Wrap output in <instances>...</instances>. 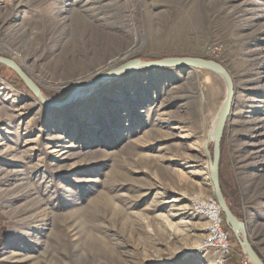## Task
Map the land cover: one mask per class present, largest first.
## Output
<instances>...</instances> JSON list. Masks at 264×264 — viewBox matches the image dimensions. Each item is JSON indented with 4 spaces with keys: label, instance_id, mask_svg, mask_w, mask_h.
<instances>
[{
    "label": "rangeland",
    "instance_id": "obj_1",
    "mask_svg": "<svg viewBox=\"0 0 264 264\" xmlns=\"http://www.w3.org/2000/svg\"><path fill=\"white\" fill-rule=\"evenodd\" d=\"M0 56L49 104L132 60L223 66L220 186L264 260V0H0ZM225 99L201 69H135L61 107L0 76L1 264H213L191 202L214 197Z\"/></svg>",
    "mask_w": 264,
    "mask_h": 264
},
{
    "label": "water",
    "instance_id": "obj_2",
    "mask_svg": "<svg viewBox=\"0 0 264 264\" xmlns=\"http://www.w3.org/2000/svg\"><path fill=\"white\" fill-rule=\"evenodd\" d=\"M0 65L7 67L12 70L18 78H20L27 89L37 97L46 106L61 107L71 103L75 97L78 95L81 89L86 87L96 85L104 82L105 80L114 77L118 74L129 72L139 68H160V69H171V68H184V69H201L208 71L219 76L226 86V99L221 106L219 111L217 121L215 123L213 131L208 135L209 139L213 140V157L210 163L209 176L213 185L214 198L216 199L221 212L224 216V221L227 226H229L232 233L235 235L240 247L242 248L244 254L247 256L250 264H264V262L259 258L257 253L254 251L252 246L249 244L245 235V225L240 222L237 217L232 212L229 204L227 203L224 194L220 186L219 177V165H220V143L226 126V122L231 110V103L233 99V83L230 75L225 70L223 66L219 63L206 60L201 58H166L159 61H149L143 62L141 60H132L125 64L118 66L117 68L111 69L103 76L98 79H92L79 87H77L65 101L59 104H49L42 97L39 88L35 83L29 78V76L23 71V69L13 60L0 56ZM239 234L242 235V239L239 238Z\"/></svg>",
    "mask_w": 264,
    "mask_h": 264
},
{
    "label": "built area",
    "instance_id": "obj_3",
    "mask_svg": "<svg viewBox=\"0 0 264 264\" xmlns=\"http://www.w3.org/2000/svg\"><path fill=\"white\" fill-rule=\"evenodd\" d=\"M191 205L193 213L206 221L205 235L198 244V251L209 254L213 264H228L232 249L216 199L194 196Z\"/></svg>",
    "mask_w": 264,
    "mask_h": 264
},
{
    "label": "trees",
    "instance_id": "obj_4",
    "mask_svg": "<svg viewBox=\"0 0 264 264\" xmlns=\"http://www.w3.org/2000/svg\"><path fill=\"white\" fill-rule=\"evenodd\" d=\"M7 73H9L10 75L8 76ZM0 76L3 79H6L11 85L17 88L26 89V86L23 83V81L20 78H18L17 75L12 70L8 69L7 67L0 65ZM224 197L228 203V197L226 196V194H224ZM228 204L230 206V203ZM221 216H222V221H223V228L228 233V237H229L231 249H232V253H231V256L229 257L228 264L229 263L230 264H250L248 260L244 257L243 250L240 247L238 241L236 240L235 235L232 233L229 226L226 225L223 214H221ZM2 221H3V217L0 215V245L3 243L5 235H6V229L2 226ZM257 255L264 262L261 256L259 254Z\"/></svg>",
    "mask_w": 264,
    "mask_h": 264
}]
</instances>
